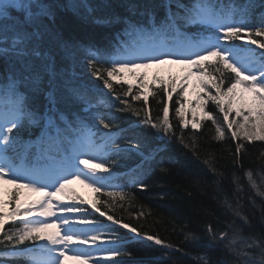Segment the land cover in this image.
<instances>
[{"label": "snow or ice", "instance_id": "6c2138e0", "mask_svg": "<svg viewBox=\"0 0 264 264\" xmlns=\"http://www.w3.org/2000/svg\"><path fill=\"white\" fill-rule=\"evenodd\" d=\"M160 6L165 15L159 24L144 26L127 18L123 20L124 34L130 39L119 41L115 54L97 48L87 50V68L95 80L102 82L105 92L95 91L90 82L75 73L58 69L52 51L42 49L46 36L54 41L66 59L74 60L79 48L77 42L53 30L54 3L0 0V61L6 66L0 81V182L15 185L6 199L0 189V245L5 249L0 255L19 258L24 264H68L69 260L88 264L93 259V251H103L112 264H128L121 258L131 253L121 251L116 233H101L99 229L103 224L82 219L87 215L84 210L75 204L62 203L72 198L66 186L72 180H80L97 192L112 188L109 196L118 194L120 201L132 205L134 197L125 190L127 185L111 184L116 178L113 172L119 160L141 153L142 135L131 126H122V117L127 113L140 118L137 127L142 125L168 140L177 139L193 155H198L195 131L201 129L203 122H210L214 129L212 140L236 141L232 153L234 164L245 154L246 143H264V52L257 55L251 47H237L231 43L239 39L264 49V42L253 38L264 37V0H229L228 3L191 0L189 4L165 0ZM73 8H83L85 19L95 11L87 0H80ZM142 9L144 15L154 20L155 10L151 5L145 4ZM92 19L105 24L120 20L114 16H93ZM189 26L196 29L191 34L184 31ZM166 63L188 67L180 78L155 74L151 84L146 72L135 71ZM125 73L142 81L135 92L132 81L124 79ZM192 76L196 77L199 87L194 102L187 96ZM115 84L121 89L127 84V88L118 93ZM40 93L47 100L43 110L35 106ZM173 93L177 97L174 114L178 118L179 136L169 115ZM246 94H251V102ZM150 97L161 105V115L155 118L148 108ZM186 101L202 110L199 120L195 109H189L193 111L191 121L185 118ZM132 102L143 107H136ZM61 103L76 110L62 111L57 107ZM209 104L215 112L208 110ZM216 113L221 114L220 118ZM189 124L193 135L186 143L183 132ZM33 126L40 130L35 141L19 135ZM261 155L264 156V152ZM212 158L210 155L204 163L209 164ZM212 171L224 175L214 167ZM140 175L137 171L129 177L131 185L146 189ZM246 176L257 195L264 198V191L257 186L251 169ZM233 182L238 183L235 175ZM24 188L44 195L24 203L21 201ZM251 202L255 205L254 200ZM221 203L233 219L226 221L219 231L209 224L206 239L222 256L213 261L207 254H201L196 258L198 264H264V233L255 232L239 197L233 202L225 195ZM6 206L9 211H5ZM92 207L100 212L95 203ZM54 208L60 215L53 211ZM137 215L144 213L141 211ZM73 216L77 219L73 220ZM107 219L129 229L134 239L160 246L162 259H171L170 251L183 253L181 247L165 242L158 235L142 232L112 215ZM237 219L240 224H236ZM261 219L264 221V205L261 206ZM6 224L10 225L7 229ZM49 229L54 230L47 231ZM104 237L106 239H102ZM204 239L195 231L185 234V242L192 247H200ZM29 241L32 243H26ZM103 244L111 246L103 247Z\"/></svg>", "mask_w": 264, "mask_h": 264}, {"label": "trees", "instance_id": "16d2710c", "mask_svg": "<svg viewBox=\"0 0 264 264\" xmlns=\"http://www.w3.org/2000/svg\"><path fill=\"white\" fill-rule=\"evenodd\" d=\"M45 2L56 5L53 30L65 39L77 42L79 48L74 60L66 59L63 53L56 48L54 41L46 36L41 45L42 49L52 51L58 69L65 70L69 74L75 73L85 82H90L95 91L107 92L106 89H103L102 82L95 80L87 68V50L97 48L107 54L116 52L119 41L130 39L124 34L123 20L125 18L148 26L152 23L159 24L165 15L164 8L160 6L165 0H87V3L95 9L92 16L87 19L84 18L85 10L83 8L79 10L73 8V5L79 4L80 0H45ZM224 2L228 3L229 0H224ZM180 3L189 4L191 0H180ZM145 4L154 8V20L143 14L142 6ZM173 10H175V5H173ZM93 16L96 18L114 16L119 17L120 20L106 24L95 23L92 19ZM195 30L193 26L184 29L189 34ZM257 38L264 41V37ZM235 43L242 44L239 39ZM5 71V63L0 61V81H2ZM153 76L147 78L149 84H151ZM175 77L179 78L178 75ZM140 83L142 81L139 82V80L133 83V92L136 91ZM114 86L118 93L127 88V84L124 85V89H121L119 84ZM44 87L47 88L46 83ZM176 99V94L173 93V101L169 102V115L171 123L177 130L176 135L179 136L178 118L174 114ZM188 100L195 101L189 96ZM132 103L136 107H143L137 102ZM45 105H47L45 96L42 93L38 94L35 106L43 110ZM192 105L185 102V118L189 121L193 119V111L189 110L193 108ZM57 107L62 111H67L70 108L73 111L76 110L63 103L58 104ZM148 108L153 118L161 115V105L156 102V99L149 98ZM208 110L215 112L211 104H209ZM216 115L217 118H220L221 114L216 113ZM195 116L198 120L200 119L196 113ZM139 120V117L131 113L122 117L123 127L131 126L136 129L138 134L142 135L141 153L132 154L119 160V163L114 166L113 175L116 178L111 181L119 182L123 186L127 185L125 190L134 197L132 205L120 201L118 194L109 196L108 192L113 190L106 188L101 189L100 192L92 188V192L88 194L84 190L73 188L68 194L72 197L70 201L87 213L85 217H81L82 219L103 224L104 226L99 229L103 234L114 232L119 236L121 251L131 253V256L122 257V260L127 261L128 264H137L141 261L146 264H198L196 258L201 254H207L213 261L219 260L222 253L206 239V229L211 224L214 229L222 230L225 222H231L233 219L222 206L221 202L225 195L233 202L239 197L242 210L249 216L255 232L264 233V221L261 219V206L264 205V198L257 195L246 176V172L251 169L257 186L261 191H264V156L261 155L264 152V143L259 141L251 144L246 143L245 154L238 164H234L232 153L235 151L236 141L232 139H227L224 142L212 140L214 129L210 122H203L201 129L195 131L198 155H193V152L181 145L177 139L168 140L163 134H157L142 125L137 127ZM183 134L185 142H189V137L193 135L191 124ZM19 135L25 140L35 141L40 135V130L33 126L27 131L22 130ZM210 155L213 158L209 160V164H205L204 160L209 159ZM209 165L224 175H217ZM137 171L141 173L139 179L147 185L146 189L131 185L129 177ZM234 175L238 183L233 182ZM240 188L242 191H239ZM4 198L6 199V197ZM253 200L255 205L251 202ZM93 203L100 209V212L92 207ZM141 211L144 215L138 216L137 214ZM100 213H107V215L102 216ZM108 215H112L114 219L122 220L123 223L129 224L131 227H136L142 232L158 235L165 242L181 247L183 253L170 251L171 259H162L163 251L160 246L147 240L134 239V234L129 229H123L122 226L113 224L107 219ZM240 223L237 219L236 224ZM8 227L10 225L6 224L5 228ZM189 231H195L205 237L200 247H192L185 242V234ZM245 231L247 232L248 229ZM0 238H2V234H0ZM102 239H106V237ZM26 243L31 244L32 242ZM109 246L111 245L103 244V247ZM4 250V246L0 245V253ZM103 254L109 258L105 253ZM0 264H24V261L16 257L0 255Z\"/></svg>", "mask_w": 264, "mask_h": 264}, {"label": "rangeland", "instance_id": "374dc122", "mask_svg": "<svg viewBox=\"0 0 264 264\" xmlns=\"http://www.w3.org/2000/svg\"><path fill=\"white\" fill-rule=\"evenodd\" d=\"M249 47L255 49V52L257 55H259V51L257 49V47H252V45H248ZM240 47V46H237ZM188 66L183 65V64H173V63H166V64H161V65H153L147 69H136V72H146L147 73V78H151L152 75L155 74H159L161 76H164L165 78H167L169 75H178V77H182L184 75V72L186 70ZM195 68H193V72H195ZM124 79L125 80H130L132 81V83L138 82V79L128 75L127 73L124 74ZM140 82V80H139ZM199 91V87L196 83V77L192 76L189 81H188V90H187V96H189L190 99L195 100L196 99V92ZM248 97L249 102H251V94H246ZM194 102V101H193ZM192 109H195V113L197 115V117H201L202 113H201V109L196 108L195 103H192ZM83 167V166H81ZM26 182V181H25ZM15 187V185L12 184H8V183H3L0 182V189H2L3 192V197H8V191L13 189ZM73 188H79L81 190H84V192L86 194L91 193L92 192V188L90 187L88 183H83L80 180H72V182L70 184H68L66 186V192L67 194H70V190H72ZM112 189V188H110ZM23 190V192H22ZM49 191H54V189H49ZM10 192V191H9ZM43 193L40 192H32L29 189H21V201L24 203H27L29 201L32 200H38L41 199L43 197ZM53 202L54 204L56 203L55 198H53ZM62 203L64 204H69L71 205V203L69 202V199H65ZM9 207H5V211H8ZM53 211H57V209H53ZM57 215H60V213L57 211ZM76 217L73 216L72 219H75ZM78 227H83L82 225H77ZM54 229H49L47 231H53ZM84 247V246H81ZM91 247L95 248L96 245H92ZM103 251H93L92 255H93V259L90 260L88 262V264H97V261L100 262V264H112L111 259L107 258L106 256H104ZM68 264H78L77 261H73V260H69Z\"/></svg>", "mask_w": 264, "mask_h": 264}]
</instances>
